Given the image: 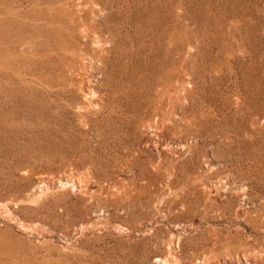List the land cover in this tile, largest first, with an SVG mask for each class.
<instances>
[{"label":"rangeland","instance_id":"obj_1","mask_svg":"<svg viewBox=\"0 0 264 264\" xmlns=\"http://www.w3.org/2000/svg\"><path fill=\"white\" fill-rule=\"evenodd\" d=\"M0 264H264V0H0Z\"/></svg>","mask_w":264,"mask_h":264}]
</instances>
